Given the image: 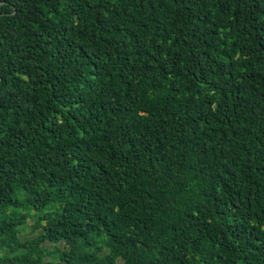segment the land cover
Returning a JSON list of instances; mask_svg holds the SVG:
<instances>
[{
	"label": "trees",
	"instance_id": "16d2710c",
	"mask_svg": "<svg viewBox=\"0 0 264 264\" xmlns=\"http://www.w3.org/2000/svg\"><path fill=\"white\" fill-rule=\"evenodd\" d=\"M0 78V264H264V0H0Z\"/></svg>",
	"mask_w": 264,
	"mask_h": 264
},
{
	"label": "rangeland",
	"instance_id": "374dc122",
	"mask_svg": "<svg viewBox=\"0 0 264 264\" xmlns=\"http://www.w3.org/2000/svg\"><path fill=\"white\" fill-rule=\"evenodd\" d=\"M29 224H30V222H29ZM36 234H37V231L31 232L29 229H27V230L23 231L22 239L23 238H31V237L35 236ZM2 251H4V250L2 249Z\"/></svg>",
	"mask_w": 264,
	"mask_h": 264
},
{
	"label": "water",
	"instance_id": "95a60500",
	"mask_svg": "<svg viewBox=\"0 0 264 264\" xmlns=\"http://www.w3.org/2000/svg\"><path fill=\"white\" fill-rule=\"evenodd\" d=\"M0 81H1V78H0Z\"/></svg>",
	"mask_w": 264,
	"mask_h": 264
}]
</instances>
